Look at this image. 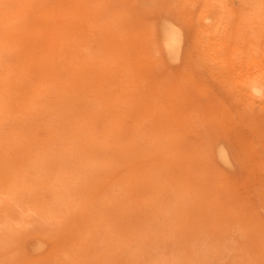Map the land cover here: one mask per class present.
Wrapping results in <instances>:
<instances>
[{
    "label": "rangeland",
    "instance_id": "1",
    "mask_svg": "<svg viewBox=\"0 0 264 264\" xmlns=\"http://www.w3.org/2000/svg\"><path fill=\"white\" fill-rule=\"evenodd\" d=\"M44 1L45 3H43ZM81 1H85L86 3ZM87 1L5 0L2 1L4 4H2V2L0 3V17L3 18L2 22L0 18V25L4 24L0 28V41L3 40V42H0V72L4 73H2V76H0V101L3 100V102H0V108H2L0 110V117H4L6 120L8 119L6 121L5 119L0 118V184H2L0 187V264H32L34 261L36 262L33 264H37L38 260L40 261L38 262V264H162L163 262L164 264H166L165 262H167V264H264V259H262L264 258V105L261 106V104H264V101H261L264 99V97L254 96L253 94H251V96L247 89L241 88H247V86L243 85L246 83V81L254 78L255 76H260V74L264 72V52H262V48L264 50V12L261 13V11L264 9V6L263 9H260V7H262L261 5L264 4V0L262 2L258 0L260 7L259 4H257V0L253 2V7L250 4L253 0H250L251 2L249 0H246V5H244L246 3L245 1L226 0L227 3H229L227 6H224V3L227 4L226 1L223 0L222 2V0H217L220 3H223V5H220L219 8L216 7V9L218 8L217 10L214 9L217 5L213 7V5L217 2H213L215 0H210L211 2H209V0H201L200 2L203 3H200L199 0V3L195 0H191L192 3H190V0H188L189 2L186 0L187 6L185 5V2H183V0H93L95 2L97 1L96 3L94 2L95 4H91L93 2H90L91 0L89 2ZM179 1L183 3H179ZM193 1L197 3H193ZM206 1L208 2L209 7H207L208 4L205 5V3H207ZM235 1L239 6L235 4ZM9 2L11 3V10L9 8H5L6 5L9 6ZM178 3L179 5L183 4V7L181 5L180 7ZM210 3H212L213 5L211 6ZM233 3L236 6H234ZM195 4H197V7H195ZM3 5L4 7H2V9L1 6ZM92 5H95L96 7ZM191 5L193 6V8ZM203 5L206 7H204ZM248 5H250V7ZM245 6L249 10H256L257 13L259 12V10L257 11L258 7L260 9L261 15H258L259 13L257 14L256 12L252 13L253 10H251V13H249L250 11H246L247 8L245 9ZM200 7L206 8L204 9L206 12H202V14L200 11ZM210 7H212V11H214V14L210 11ZM237 7H241V10H238ZM224 8L227 13H224ZM6 9H8L10 15L7 14L8 12H6ZM204 10L202 9V11ZM218 10L221 12H219ZM244 10L248 12L247 17L250 16L252 18V15L257 14L259 18H262L259 19V21H261V24L256 21V19L258 20V16L256 18H254L253 16V18L250 19L251 22L253 21L255 23L256 21L255 25L257 26L252 27L254 26V23L252 22V25L249 22L251 26L250 27L246 20L244 23V17L247 19ZM208 12L212 13L213 18L209 16L211 14ZM217 12H219L220 15ZM228 12H231L233 14L234 18L230 19L232 21L234 20V25H229L233 23H231V20H228L229 24L228 22H225L227 21V19H225L226 16L232 17L231 13L228 16ZM2 13L4 15L7 14L8 16L6 15L4 18V15ZM204 13L207 17L204 16ZM221 13L223 20H217L218 23H216L218 25L216 26L215 19H217V17L221 19ZM238 13H243V15L241 16V14ZM99 14L100 17H98L97 19V15ZM101 15H103L104 17ZM9 16H11L13 19L15 18L16 20H13ZM198 16L201 18H199ZM240 16L241 18L243 16L244 17L241 19ZM162 17H166V20ZM167 17L170 18V20L172 19V23L174 21L176 25L177 23L180 24L178 26H181L183 29H185V31H182L185 32L184 37H187V39H184V43H182V51L184 53L181 51L182 54L180 53L179 55H182L181 58L179 57L174 60H170L168 56H163L165 52L162 51V44H160L161 41L159 40L160 37L158 38L160 34L157 33L158 36L154 35L156 34L155 32H160V29L157 30L159 28V26H157L159 22V25L166 21L170 22ZM210 17L213 21L208 20L210 19ZM206 18L208 19L206 20ZM239 18L242 20L241 22L238 20ZM9 19L10 22L7 23L6 21H9ZM248 19L247 21H249ZM11 20H13L14 22H12ZM175 20L178 21L175 22ZM221 21H223L224 23ZM208 22L209 24H206ZM199 23H202L203 25H205V27L203 25L200 26ZM243 23L247 24L249 27L244 25ZM11 24L15 25L12 26ZM219 24H221L222 28L219 27ZM222 24H225V26L227 27L223 29L224 25ZM240 25H243L242 28H240ZM202 26L204 28H202ZM206 26H208V29ZM14 27L16 28L14 29ZM213 27H215V29ZM238 27L240 29L247 27L245 28V30H248L247 32H245L244 29L237 30ZM151 28L155 31L151 32ZM209 28L212 32L209 30ZM251 28L253 30H255L256 28V30L253 31ZM186 29H188V31H186ZM206 30L207 32L210 31L208 32L209 37L213 41L208 39L209 37H207L208 33H206ZM222 30L225 33L228 32L227 30L230 31L228 32L230 33V35L226 34L229 39L226 38L225 34V37L223 36L224 32ZM234 30L239 32H235ZM216 31L217 34L215 33V35H219L217 36L218 38L213 35V32ZM76 32L80 33V35L82 34V38ZM252 32L255 34H253ZM202 33L204 35H202ZM210 33H213L212 35L215 39H213L212 35L210 36ZM247 33H249L250 35L248 34V38L245 39L247 37L245 34ZM257 33L259 36L257 35ZM234 34L237 35V38L239 37V34L241 36L243 34L240 39L242 40L245 37L243 40L247 41L244 42L242 40V42H240L241 40L238 38L237 40L239 41L237 42L236 37H234L236 35ZM251 35L256 38L258 36L257 39L254 38L255 43H258L257 41H259L256 47H254L255 43L251 42H254V40H251ZM220 36L222 37L219 38ZM75 38H78V41ZM26 39L28 40L26 41ZM219 40L220 43L218 42ZM249 41L250 44H253L254 46H251L249 44V46H247V42L249 43ZM80 42L82 44V47ZM156 43L158 44V46H156ZM213 43L216 44V49H213V47L215 48V45H212ZM242 43L243 46H240ZM1 44L3 45V48ZM235 44L236 47L238 46V48L235 47ZM153 45L155 51L152 49ZM210 45V48H212L213 51L212 49L209 50L210 48H206ZM233 47H235L236 50L235 48L232 49ZM239 47H242L241 50ZM247 47L253 49V52H250L251 49ZM101 48L102 50H100ZM257 48L259 49V51ZM76 49L78 51H75ZM237 49L240 50H238L240 54H244V52L245 54L240 55ZM247 49L249 50V53H247ZM255 49H257L258 53H256ZM220 50H222L223 52ZM10 52L12 56H9ZM154 52H156V55H153L155 54ZM261 52L263 53V55L261 54ZM88 53L90 55H88ZM157 53H159L158 55H161V57H157ZM235 53L236 55L238 54V57H240L238 59L239 62H237L238 57L235 55ZM92 55L95 58L92 57ZM245 55H248L249 58ZM224 56L225 58H223ZM242 56L245 59H242ZM256 56L259 58H257ZM166 59L168 60V62L166 61ZM178 59L180 60L178 61ZM230 59L234 60L232 61L233 63L231 62L234 68H231V66L229 65L231 61ZM195 60H197V64L195 63ZM160 62H162L163 64H160ZM223 62L227 65L223 64ZM243 62L244 64H242ZM259 62L261 63V65H258L260 64ZM3 64H5V66ZM236 64L239 65L236 66ZM162 65H167L164 67V70ZM215 65L216 67H214ZM227 66L231 68V71L230 68L229 70H227ZM238 66V71L240 73L244 71V75L238 73L236 68ZM260 67L263 69L262 72V69L260 70ZM218 68H221L223 72ZM241 68L243 69L241 70ZM217 70L218 72H216ZM234 70L236 73L234 72ZM250 70L253 71V73L254 70H256V73L253 75V73L251 72L252 74L250 73L248 75ZM63 71L67 72L64 73ZM219 71L222 74H218ZM245 71L247 74L245 73ZM20 72L22 74H19ZM9 73L10 75H8ZM227 73L229 76H231V79L234 82L230 79ZM230 73H235L236 75H230ZM258 73L259 75H257ZM180 75L183 79L186 80H182V82V78H179L181 77ZM218 75L220 77H218ZM239 75H241V77ZM263 75L261 74V76ZM235 77H239L240 79L238 78L237 80H235ZM223 78H228L229 81L228 79L226 81H228L230 84L234 83L238 85L240 89L237 86L233 88L234 84L233 86L229 85V83L226 82ZM261 78H263L264 80V77ZM23 79L27 81H23ZM221 80H224L225 82H222ZM241 80L243 81V84ZM236 81L238 82L236 83ZM225 83H228L229 86H227ZM108 84H110L111 86ZM193 84H195V86H193ZM118 86L121 88H119ZM40 87L41 89H43L42 91H40ZM230 88H232L233 90H231ZM237 90H240L238 91L240 93H238ZM39 91L42 93H40ZM43 91L45 93H43ZM234 91L235 94L237 93V96H235ZM176 92L180 93L177 94ZM38 93L41 95H39ZM159 93L161 95H159ZM194 93L198 96L194 95ZM47 94L50 97H48ZM79 94L81 97L79 96ZM180 94L182 95L179 96ZM238 94L240 96H238ZM247 94L248 97L253 98L247 99ZM213 95H215V98H212L214 100L211 99ZM37 96L38 98H36ZM217 96L218 98H216ZM237 97L239 98L237 99ZM35 98L38 101H36ZM42 98L44 101L41 103L40 100H42ZM205 98L207 99V101ZM254 99H257L258 101H254ZM55 101L56 103L54 104ZM63 101L65 103H63ZM157 101L159 103H157ZM244 101H247V104ZM254 102L256 104H254ZM257 102L260 104L258 106L260 107V109L256 108L258 105ZM85 103H87V105ZM103 103L105 105H103ZM172 103H174L175 105ZM38 104L40 106H38ZM252 105H256L254 107L256 108L255 112H253L254 109ZM227 111L229 112L227 113ZM43 112H45L46 115L48 113L49 116L47 115V118L45 117L44 119H42L43 116H46ZM35 113H37V115ZM165 113H167V116ZM52 114H55V117L56 115H58L57 117H59L60 115L62 116H60L58 120L51 116ZM149 116L151 117L149 118ZM33 117L35 120L33 119ZM202 117L203 120H201ZM38 118L40 119V121ZM81 119L82 121H80ZM142 119H144L143 122ZM146 119H148L149 122H147ZM45 121L46 123L48 122L47 125L51 123L53 124V122L55 123L56 121L55 124H57V126H55V124H53L54 126L52 124L51 126H47L44 124ZM34 123H36L37 126ZM142 123L144 124L142 125ZM31 126L33 128H31ZM59 126L61 127L59 128ZM123 126L125 128H123ZM206 126L208 128L210 126L211 127L209 129H206ZM212 127L214 128L212 129ZM2 128L3 130H1ZM60 129H62L63 131ZM134 129L137 132L134 131ZM42 130L44 132H42ZM78 130L79 132L81 131V133H79ZM98 131L100 135L98 134ZM38 132L40 133L38 134ZM213 138V141L218 143L214 144V142H212V144L211 142H209L211 141L210 139ZM111 139H116V141H113ZM122 139L123 141H121ZM140 139H142V141ZM57 140H59L60 143ZM109 141L112 143L110 144ZM127 142L128 144H126ZM56 143H58L59 145ZM137 143L139 146L136 145ZM210 143L212 149L214 148L216 150L211 151ZM222 143L224 144L222 145ZM144 144L145 146H148V148H145ZM168 144L169 146H166ZM141 145L143 146V148H140L142 147ZM214 145L216 146L213 147ZM221 145L223 146L222 148ZM111 146L113 148H111ZM217 146L220 148H218ZM227 146L230 151H228V149L226 150ZM40 147L45 148L42 149ZM146 150L150 151L147 152ZM139 151L143 152H141L140 154ZM102 152L104 153V155H102ZM130 153L132 154V156L130 155ZM143 153L144 155H142ZM218 153L222 157L218 156ZM226 153L229 155H227V157H229L230 160L225 157ZM5 154L8 156L6 157ZM212 154L216 158L214 157L213 159ZM119 155H121L120 157L123 156L122 159L118 157ZM129 155L130 157L128 158ZM72 157L74 159L76 158L77 160H74ZM30 158H32V161ZM130 159L133 160L130 161ZM52 160H54V162ZM70 160L72 161L69 162ZM92 161L96 162L93 163ZM221 161L225 164H223ZM226 161L228 162L227 165ZM10 162L12 163L10 164ZM45 162L48 164H45ZM107 162L110 164L109 166L107 165ZM231 163L233 164V166L231 165ZM35 165L36 167H38H35L36 170L33 167ZM88 165L90 167H88ZM98 165L100 166V169L98 168ZM11 167L15 168L11 169ZM40 167L43 172L40 171ZM84 167L85 169H82ZM109 167H111L112 170ZM86 168L89 172H85ZM108 168L110 169V171ZM75 170L79 171L77 172V176ZM221 170H223V172ZM90 171H93L94 173ZM163 171H165L164 174ZM113 173L116 174L114 175ZM78 174H81L79 175V178H77ZM50 175L52 178H48L50 177ZM163 176H165V178ZM40 177L41 179H43L44 177V179L41 180ZM99 177L101 180L99 179ZM70 178L72 179L70 180ZM75 178H77L78 180H74ZM28 179L29 181H27ZM46 181H48L49 183ZM67 181L70 182L69 185L71 186L68 185L67 187ZM77 181L78 184L81 185H78L76 183ZM112 181H114L116 184ZM12 182H14V184ZM46 183L48 185H46ZM61 183L64 185L66 183L67 184L64 186ZM161 183L164 187H162ZM169 183L171 184L170 186H168ZM27 185H29V187ZM36 185L39 188H37ZM55 185L57 186L56 189ZM60 185H62L63 187ZM117 185L120 186L123 190L117 187ZM10 186H13L14 188L11 187L12 189H10ZM142 186L144 187V189ZM73 187L74 189H72ZM201 187H207V190L203 191L205 193L199 190ZM13 189L15 190L13 191ZM140 189H142V191ZM68 190H70V194L68 193ZM73 190L74 192H72ZM136 190L140 193L136 192ZM8 191H10V193ZM49 191L52 192V194L49 193ZM53 192H55L54 194L59 201H55V199L57 198L53 197L55 196ZM59 192L62 193L60 194ZM80 192H82L81 195ZM45 193H47L50 197H48ZM120 193L122 194V196L120 195ZM14 195L16 196L14 197ZM58 195L61 197H59ZM65 195L67 197H65ZM187 196L188 198H186ZM69 197H71L73 200ZM76 197H78V199L74 200ZM183 198L186 199H184L185 202ZM69 199L72 200L71 203ZM109 199L110 202L108 201ZM173 199H176V201H173ZM188 199H193L194 202L192 200L189 201ZM196 199L197 201H195ZM146 200H148L149 202H147ZM177 200L179 201L177 202ZM187 200L189 201V203ZM53 201H55L56 204ZM51 202L54 206L56 205V208L52 205ZM62 202L64 204H62ZM174 202L176 205L174 204ZM5 203L8 205H6ZM58 203L59 207L57 206ZM115 203L117 204L115 205ZM127 203H129V205ZM134 204L136 206H134ZM9 205L11 207L13 206L12 211L9 209ZM117 205L118 207L119 205H121L119 209ZM170 205L173 207L169 208ZM18 206H20V208ZM60 206L65 207V209L63 207L61 208ZM185 206H187L188 208ZM3 207H5L6 210H4L5 208L3 209ZM179 207L181 209H179ZM183 207L184 209L187 208V210H184ZM17 208L20 210H18ZM56 209L58 211L56 212L57 215L58 213L61 214L60 219H58L59 215L57 216L55 213ZM126 209H128V211H125ZM169 209H171L172 213L169 212ZM177 209L179 210V214H177ZM8 210H10L11 212ZM108 210H110L111 212ZM131 210L133 212H130ZM25 211H27L26 213L27 215H29V218H23L26 215ZM46 211L48 213L45 214L44 212ZM66 211L68 213H66ZM100 211L103 214H101ZM113 212H117L118 214H114ZM125 212H130L127 214L129 218H127ZM167 212L169 213L168 215H171L172 217L170 219L168 218V220L166 217L168 216L167 214L164 218V214ZM121 213L125 215H122ZM158 213H160L159 216ZM48 214H50V216ZM173 214H176V219H174ZM43 215L45 217H43ZM34 216L36 220L33 219ZM19 217L20 219H18ZM157 217H159L160 219H158ZM39 218L40 220H45L43 223L44 226L43 224H41L42 220L40 221ZM3 219L9 220V222L7 223L6 220V223H4ZM37 219L40 223L37 222ZM110 219L112 222L109 223L107 220L110 221ZM138 219H140V221ZM14 220H16V222H14ZM141 220L145 222V225ZM17 221H19L21 224L17 223ZM50 221H57V223L52 222L51 224ZM58 222L60 224H58ZM162 222H164L163 225H161ZM48 223H50L51 226ZM146 223L148 224L146 225ZM138 224L139 227H137ZM2 225L4 227H2ZM6 225L8 228L6 227ZM57 225L59 226V228ZM164 225H166V227L168 228L166 229L167 231L164 230V228H166ZM113 227L115 228V234L113 232ZM132 227H136V229L133 230ZM249 227L253 228V230ZM36 228H39V230ZM141 228L143 229L140 230ZM152 230H155L154 233L156 236H154L153 232L151 233ZM247 230L249 231L247 232ZM98 231H100V234ZM162 231L166 232L163 233ZM136 232L138 233L136 234ZM44 233H47L48 235H43ZM168 233H170V235ZM33 237L34 239L38 240H34ZM173 237H175L176 240H174ZM28 238L31 239L27 240ZM91 239H94L95 241ZM172 239L174 243H171ZM120 240L122 241V244ZM2 242H4L5 244L7 243V245ZM131 242L132 245L134 244V242L135 244L132 246ZM41 243L43 248L42 246L39 247V244ZM106 243L109 245H106ZM8 244H10L11 246H8ZM193 246L195 248H193ZM127 247H129V249H127ZM119 248L121 251L118 250ZM193 249L195 250V252ZM119 254H121L120 257ZM139 257L142 258L140 259ZM160 260H163V262Z\"/></svg>",
    "mask_w": 264,
    "mask_h": 264
},
{
    "label": "bare ground",
    "instance_id": "2",
    "mask_svg": "<svg viewBox=\"0 0 264 264\" xmlns=\"http://www.w3.org/2000/svg\"><path fill=\"white\" fill-rule=\"evenodd\" d=\"M0 1H1V0H0ZM2 1H5V0H2ZM2 1H1V2H2ZM9 1H10V0H9ZM14 1H15V0H14ZM42 1H43V0H42ZM86 1H87V0H86ZM89 1H90V0H89ZM89 1H87V2H89ZM92 1H93V0H91L90 2H92ZM187 1H188V0H187ZM195 1L198 2V0H195ZM195 1H193V3H197V2H195ZM200 1H201V0H199V2H200ZM202 1H203V0H202ZM207 1H208V0H207ZM207 1H206V2H207ZM211 1H212V0H211ZM211 1L209 0V2H211ZM216 1H217V0H215V1H213V2H216ZM220 1H221V0H220ZM224 1H226V0H224ZM241 1H245V2H246L244 5L247 4V1H246V0H241ZM241 1H240V2H241ZM249 1H250V0H249ZM254 1H256V0H253L252 3H250V4H251V5L254 4V3H253ZM257 1H258V0H257ZM259 1L262 2L263 0H259ZM259 1H258L257 4H259ZM1 2H0V3H1ZM62 2H63V1H62ZM81 2L86 3L85 1H81ZM94 2H95V1H93L91 4H95L97 1H96L95 3H94ZM102 2H103V1H102ZM176 2H177V1H176ZM183 2H185V5H186V0H185V1L183 0ZM183 2H180V1H179V3H183ZM188 2H189V1H188ZM199 2H198V3H199ZM204 2H205V1H204ZM222 2H223V0H222ZM222 2H221V3H222ZM228 2H229V1H228ZM250 2H251V1H250ZM5 3H6V2H5ZM9 3H10V2H9ZM9 3H8V4H9ZM25 3H26V2H25ZM29 3H30V2H29ZM43 3H45V1H44ZM99 3H101V2H99ZM179 3H178V5H179ZM190 3H192L191 0H190ZM200 3H203V2H200ZM219 3H220V2L217 1L214 5H213L212 3H210V5H211V6L213 5V7H214L215 5H217V6H215V8H214V9H216V7L219 8L220 5H221V6L223 5V3H222V4H221V3L219 4ZM226 3H227V1H226ZM255 3H256V2H255ZM2 4H4V3L2 2ZM6 4H7V3H6ZM35 4H36V2H35ZM41 4H42V3H41ZM41 4H40V5H41ZM88 4H89V3H88ZM111 4H112V3H111ZM207 4H208V2L205 3V5H207ZM218 4H219V5H218ZM228 4H229V3H227V4L224 3V6H227ZM233 4H234V3H233ZM235 4H237L236 1H235ZM235 4H234V6H236ZM240 4H241V3H240ZM242 4H243V3H242ZM0 5H1V4H0ZM80 5H81V4H80ZM180 5L182 6L183 4H180ZM180 5H179V6H180ZM188 5H189V4H188ZM196 5H197V4H195V7H197ZM201 5H202V4H201ZM237 5H238V4H237ZM7 6H8V5H6L5 8H9L10 10L12 9V8H10L11 3L9 4L8 7H7ZM92 6H95V5H92ZM99 6H100V5H99ZM181 6H180V7H181ZM186 6H187V5H186ZM186 6H184V7H186ZM191 6H192V5H191ZM203 6H204V5H203ZM203 6H202V7H203ZM238 6H239V5H238ZM242 6H243V5H242ZM248 6L250 7V5H248ZM253 6H254V5H252V7H253ZM256 6H257V5H256ZM256 6H255V7H256ZM261 6H262V7H260V4H259L260 9H261V8L263 9L264 4H262ZM2 7H4V5L1 6V8H2ZM38 7H39V6H38ZM95 7H96V6H95ZM182 7H183V6H182ZM195 7H194V9H195ZM198 7H199V6H198ZM204 7H206V6H204ZM207 7H209V4L207 5ZM252 7H251V8H252ZM255 7H254V8H255ZM5 8H4V10H5ZM17 8H18V7H17ZM188 8H190V7H188ZM188 8H187V9H188ZM192 8H193V6H192ZM218 8H217V9H218ZM237 8H238V7H237ZM246 8H247V7L245 6V9H246ZM2 9H3V8H2ZM2 9H1V10H2ZM89 9H90V7H89ZM107 9H108V7H107ZM202 9L204 10V9H206V8H201V7H200V11H201V13H202V12H206L205 10L202 11ZM210 9H211L210 11L213 12V14H214V11H212V7H210ZM217 9H216V10H217ZM221 9H222V7H221ZM239 9L241 10V7L238 8V10H239ZM255 9H256V8H255ZM260 9L257 7V11L259 10V12H258L259 14L256 12V10H254V9H251V10H253L252 13H253V12H254V13L256 12L258 15H261V13L264 12V11H263L264 9L261 11V13H260ZM17 10H18V9H17ZM91 10H92V9H91ZM189 10H190V9H189ZM223 10L225 11V8H224ZM226 10H227V9H226ZM248 10H249V9L247 8L246 11H248ZM251 10H249V11H250L249 13H251ZM35 11H36V9H35ZM92 11H93V10H92ZM183 11H184V10H183ZM208 11H209V9H208ZM218 11H219V10H218ZM224 11H223V12H224ZM228 11H229V9H228ZM244 11H245V10H244ZM246 11H245L244 13H246V17H247V16H248V15H247L248 12H246ZM6 12H8L7 14H9L8 9H6ZM194 12H195V11H194ZM211 12H208V13L211 14V15H209V14H208V15L212 17L213 15H212ZM219 12H221V11H219ZM219 12H217V13L219 14ZM242 12H243V9H242ZM11 13H12V12H11ZM27 13H28V12H27ZM95 13H96V12H95ZM98 13H99V12H98ZM224 13H227V11H225ZM230 13H231V12H230ZM230 13L228 12V16H229ZM2 14H3V13H2ZM7 14H5V15L3 14V15H4V18H5V16H6ZM88 14H90V13H88ZM102 14H104V13H102ZM124 14H125V13H124ZM124 14H123V15H124ZM202 14H203V13H202ZM204 14H205V13H204ZM215 14H216V13H215ZM231 14H232V13H231ZM238 14H241V13H238ZM257 14H256V15H252V18H253V16H254V18H256V17L258 16ZM0 15H1V14H0ZM9 15H10V14H9ZM83 15H84V14H83ZM160 15H162V14H160ZM219 15H220V14H219ZM219 15H218V16H219ZM226 15H227V14H226ZM226 15H225V16H226ZM242 15H243V13L241 14V16H242ZM244 15H245V14H244ZM262 15H263V14H262ZM7 16H8V15H7ZM23 16H24V15H23ZM38 16H39V15H38ZM71 16H72V15H71ZM101 16H103V15H101ZM157 16H158V15H157ZM201 16H202V15H201ZM204 16H206V14H205ZM230 16H231V15H230ZM241 16H240V18H241ZM9 17H11V16H9ZM9 17H8V18H9ZM92 17H93V16H92ZM98 17H100V14L97 15V19H98ZM103 17H104V16H103ZM108 17H109V16H108ZM128 17H129V16H128ZM160 17H161V16H160ZM160 17H159V18H160ZM198 17H199V16H198ZM206 17H207V16H206ZM211 17H210V19L206 18V20H207V19H208V20H212L213 17H212V18H211ZM215 17H217V16H215ZM226 17H227V16H226ZM226 17H225V19H227V21H225V22H228V20H231L230 18H234V17H233V14H232V17H227V18H226ZM238 17H239V15H238ZM243 17H244V16H243ZM243 17H242V18H243ZM263 17H264V16H263ZM0 18H1V17H0ZM11 18H12V17H11ZM34 18H35V17H34ZM88 18H89V16H88ZM157 18H158V17H157ZM162 18H165V20H166V17H162ZM199 18H201V17H199ZM240 18H239L238 20L241 22V21H242V20H241L242 18H241V19H240ZM248 18H249V19H248ZM252 18H251L250 16L247 17V19L249 20V21H247V19L244 17V21H243V22L245 23V20H246V22H247L248 24H249V22H250V23L253 25L254 22L252 21V22H253V23H252V22L250 21V19H252ZM257 18H258V20L256 19V21L260 23L261 21H259V19H262V18H259V16H258ZM2 19H3V18H1V22L3 21ZM12 19H13V18H12ZM160 19H161V18H160ZM167 19L170 20V18H168V17H167ZM204 19H205V18H204ZM225 19H224V20H225ZM13 20H16V19L14 18ZM13 20H11V21L14 22ZM92 20H94V19H92ZM158 20H159V19H158ZM171 20H172V19H171ZM171 20H170V22L166 21V22H164V23H161L160 25H159L160 22L158 21L159 23L157 22V23H158L157 26H159V28H158L157 30L160 29V32H161V33H160V32H155L156 34H154V33H153V34H154V35H157V33L160 34V36H158V35H157V36H158V38L160 37L159 40H160L161 42H160V41H159V42H160V44H162V45H161V46H162V49H163L162 51L165 52V54H164L163 56H164V57L168 56V58H169L170 60H174V59H177V58H179V57L181 58L182 55H181V56H179V55H180V53H181V51H182V49H183V48H182V45H183L182 43H184V41H185L184 39H185V38L187 39V37H184V35H185V32H184L185 29H183L181 26H178V25H180V24H178V23H177V25H176V24L174 23V21H173V23H172ZM173 20H174V19H173ZM215 20H216L215 23L217 22V20H223V19H222V13H221V19L217 17V19H215ZM263 20H264V19H263ZM263 20H262V21H263ZM96 21H97V20H96ZM96 21H95V22H96ZM160 21H161V20H160ZM176 21H178V20H175V22H176ZM179 21H180V20H179ZM203 21H205V20H203ZM212 21H213V20H212ZM212 21H211V23H212ZM233 21H234V20H233ZM233 21L231 20V23H232ZM254 21H255V19H254ZM256 21H255V23H256ZM1 22H0V23H1ZM4 22H5V21H4ZM4 22H3V23H4ZM6 22L9 23V22H10V19H9V21H6ZM6 22H5V23H6ZM91 22H92V21H91ZM116 22H117V21H116ZM116 22H115V23H116ZM195 22H196V21H195ZM206 22H207V21H206ZM219 22H220V21H219ZM221 22H223V21H221ZM179 23H181V22H179ZM204 23H205V22H204ZM213 23H214V22H213ZM215 23H214V24H215ZM217 23H218V22H217ZM217 23H216V26L218 25ZM223 23H224V22H223ZM236 23H237V22H236ZM244 23H243V24H244ZM255 23H254V26H252V27L257 26V25H255ZM263 23H264V21H263ZM199 24H200V23H199ZM206 24H209V22L206 23ZM214 24H213V25H214ZM228 24H229V22H228ZM228 24H227V25H228ZM260 24H261V23H260ZM260 24H259V25H260ZM3 25H4V24L0 25V28H1V26H3ZM9 25H10V24H9ZM11 25H12V24H11ZM13 25H15V24H13ZM13 25H12V26H13ZM96 25H97V23H96ZM201 25H203V24L201 23L200 26H201ZM213 25H212V26H213ZM219 25H220L219 27H221V24H219ZM222 25H224V26H223V27H224L223 29H225V28L227 27V26H225V24H222ZM229 25H234V22H233L232 24H229ZM244 25L248 26L247 24H244ZM259 25H258V27H259ZM182 26H183V25H182ZM190 26H191V25H190ZM203 26L205 27V25H203ZM203 26H202V28H204ZM210 26H211V25H210ZM237 26H238V24H237ZM240 26H241V25H240ZM242 26H243V25H242ZM242 26H241L240 28H242ZM249 26H250V24H249ZM249 26H248V27H249ZM260 26H261V25H260ZM6 27H7V26H6ZM180 27H181L182 29H181ZM206 27H207V29H208V26H206ZM219 27H218V28H219ZM250 27H251V26H250ZM15 28H16V27H14V29H15ZM213 28L215 29V27H213ZM221 28H222V27H221ZM221 28H220V29H221ZM230 28H231V27H230ZM233 28H234V27H233ZM240 28L238 27V29H237V28H236V29H237V30H243V29L245 30V28H247V27H245V28H243V29H240ZM114 29H115V28H114ZM195 29H196V28H195ZM205 29H206V28H205ZM227 29H228V28H227ZM236 29H235V30H236ZM251 29H252V28H251ZM263 29H264V27H263ZM263 29H262V31H263ZM4 30H6V29H4ZM28 30H29V29H28ZM63 30H64V29H63ZM116 30H117V29H116ZM151 30H152V28H151ZM157 30H156V31H157ZM182 30H184V31H182ZM209 30H210V28H209ZM216 30H217V29H216ZM230 30H231V29H230ZM235 30H234V31H235ZM247 30H248V29H246L245 32H247ZM252 30H253V29H252ZM255 30H256V28H255ZM255 30H253V31H255ZM111 31H112V30H111ZM153 31H155V30H152L151 32H153ZM186 31H188V29H186ZM210 31H211V30H210ZM210 31H208V32H210ZM214 31H215V30H214ZM222 31H223V30H222ZM222 31H221V32H222ZM227 31L230 32L229 30H227ZM44 32H45V31H44ZM116 32H118V31H116ZM208 32H207V30H206V33H208ZM211 32H212V31H211ZM223 32H224V31H223ZM228 32H227V33L224 32V33H223V36H224V34H225V36H226V34L230 35V33H228ZM231 32H232V31H231ZM235 32H239V31H235ZM235 32H234V33H235ZM245 32H244V33H245ZM248 32H249V31H248ZM250 32H251V30H250ZM76 33H78V32H76ZM110 33H111V32H110ZM118 33H120V32H118ZM123 33H124V32H123ZM135 33H136V32H135ZM204 33H205V31H204ZM213 33H214V34H213ZM213 33H212V34L215 35V33L217 34V31H216V32H213ZM241 33H242V32H241ZM241 33H240V34H241ZM252 33H253V32H252ZM260 33H261V32H260ZM78 34L80 35V33H78ZM78 34H77V35H78ZM96 34H97V33H96ZM187 34H188V33H187ZM187 34H186V35H187ZM212 34L210 33V36H211ZM221 34H222V33H221ZM240 34H239V37H238L239 39L243 36V34H242V36H241ZM248 34H249V33H247V34H245V35L247 36ZM253 34H255V33H253ZM202 35H204V34L202 33ZM213 35H212V36H213ZM234 35H236V34H234ZM237 35H238V33H237ZM237 35L234 36V37H236V40L238 39V38H237ZM249 35H250V34H249ZM257 35H258V33H257ZM263 35H264V34H263ZM263 35H262V36H263ZM151 36H153V35H151ZM157 36H156V37H157ZM187 36H188V35H187ZM205 36H206V35H205ZM205 36H204V37H205ZM217 36H219V35H217ZM217 36L215 35V37H217ZM225 36H224V37H225ZM252 36H253V35H251V38H252V39H251V38H250V39H251V40H254V38H256V37H254V36L252 37ZM258 36H259V35H258ZM258 36H257V38H258ZM1 37H2V35H1ZM80 37L82 38V34L80 35ZM86 37H87V36H86ZM154 37H155V36H154ZM207 37H209V33H208V36H207ZM221 37H222V36H220L219 38H221ZM263 37H264V36H263ZM263 37H262V38H263ZM27 38H28V37H27ZM198 38H199V36H198ZM217 38H218V37H217ZM226 38H228V36H226ZM244 38H245V37H244ZM244 38H243V39H244ZM247 38H248V36H247L245 39H247ZM257 38H256V39H257ZM260 38H261V36H260ZM260 38H259V39H260ZM75 39H77V41H78V38H75ZM208 39H210V37H209ZM213 39H215L214 36H213ZM228 39H229V38H228ZM243 39H242V40H243ZM250 39H248V40H250ZM27 40H28V39H26V41H27ZM149 40H151V39H149ZM155 40H156V39H155ZM203 40H204V39H203ZM210 40H211V39H210ZM240 40H241V39H240ZM242 40H241L240 42H242ZM14 41H15V40H14ZM65 41H66V40H65ZM151 41H153V40H151ZM157 41H158V40H157ZM206 41H209V40H206ZM211 41H213V40H211ZM221 41H222V40H221ZM225 41H226V40H225ZM225 41H224V42H225ZM238 41H239V40H237V42H238ZM243 41H244V40H243ZM246 41H247V40H246ZM246 41H244V42H246ZM256 41H257V40H256ZM0 42H3V40L0 41ZM5 42H6V41H5ZM11 42H12V41H11ZM81 42H82V41H81ZM81 42H80V44H81ZM215 42H216V41H215ZM218 42L220 43V40H219ZM251 42H252V43H255V40H254V42H253V41H251ZM257 42L259 43V41H257ZM9 43H10V42H9ZM152 43H153V42H152ZM187 43H188V42H187ZM205 43H206V42H205ZM211 43H212V42H211ZM219 43H218V44H219ZM258 43H255V44H254L255 46H254L253 44H250V41H249V43L247 42V46H249V45L252 46V45H253L254 47H256V45H257ZM2 44H3V43H2ZM2 44H1V45H2ZM24 44H25V43H24ZM30 44H31V43H30ZM97 44H98V43H97ZM153 44H154V43H153ZM203 44H204V43H203ZM206 44H207V43H206ZM209 44H210V43H209ZM218 44H217V46H218ZM239 44H240V43H239ZM248 44H249V45H248ZM207 45H208V44H207ZM212 45H213V46L215 45V48L213 47V49H216V44L213 43ZM223 45H224V44H223ZM156 46H158L157 43H156ZM190 46H191V45H190ZM200 46H201V45H200ZM203 46H205V45H203ZM203 46H202V47H203ZM224 46H225V45H224ZM240 46H243V43H242ZM244 46H245V44H244ZM0 47H1V46H0ZM81 47H82V44H81ZM85 47H86V46H85ZM149 47H150V46H149ZM159 47H160V46H159ZM210 47H211V45L208 46V47H206V48L209 49ZM221 47H222V46H221ZM235 47H236V44H235ZM235 47H233L232 49H234ZM258 47H259V46H258ZM263 47H264V46H263ZM2 48H3V45H2ZM20 48H21V47H20ZM34 48H35V47H34ZM63 48H64V47H63ZM83 48H84V47H83ZM199 48H200V47H199ZM203 48H204V47H203ZM203 48H202V49H203ZM219 48H220V47H219ZM236 48H238V46H237ZM236 48H235V50H236ZM239 48H240V47H239ZM241 48H242V47H241ZM241 48H240V50H241ZM243 48H245V47H243ZM247 48H250V47H247ZM4 49H5V48H4ZM8 49H9V48H8ZM86 49H87V48H86ZM98 49H99V46H98ZM152 49L154 50V45H153ZM155 49H156V48H155ZM158 49H160V48H158ZM189 49H190V48H189ZM191 49H192V48H191ZM211 49H212V48H210L209 50H211ZM213 49H212V51H213ZM250 49H251V48H250ZM257 49H258V48H257ZM257 49H255L256 53H258V52H257ZM5 50H6V49H5ZM100 50H102V48H101ZM156 50H157V49H156ZM187 50H188V49H187ZM206 50H207V49H206ZM238 50H239V49H237V51H238ZM240 50H239V51H240ZM251 50H252V51H251ZM251 50H250V52H253V49H251ZM0 51H1V48H0ZM75 51H78V50L76 49ZM80 51H81V50H80ZM105 51H106V50H105ZM154 51H155V50H154ZM157 51H158V50H157ZM157 51H156V52H157ZM200 51H201V50H200ZM220 51H222V50H220ZM237 51H236V53H237ZM239 51H238V52H239ZM247 51H248L247 53H249V50H248V49H247ZM258 51H259V49H258ZM5 52H6V51H5ZM11 52H12V51H11ZM11 52H10L9 56H12V55H11ZM84 52H85V51H84ZM87 52H88V50H87ZM101 52H102V51H101ZM101 52H100V53H101ZM156 52H154L155 54H153V55H156ZM159 52H160V51H159ZM182 52H183V51H182ZM201 52H202V51H201ZM222 52H223V51H222ZM234 52H235V51H234ZM243 52H244V51H243ZM262 52H264L263 48H262ZM262 52H261V54L263 55ZM36 53H37V51H36ZM39 53H41V52H39ZM71 53H72V52H71ZM79 53H80V52H79ZM82 53H83V52H82ZM160 53H161V52H160ZM183 53H184V52H183ZM202 53H203V52H202ZM217 53H218V52H217ZM236 53H235V55H236ZM6 54H7V53H6ZM12 54H13V53H12ZM85 54H86V53H85ZM101 54H102V53H101ZM108 54H109V53H108ZM158 54H159V53H157V55H158ZM181 54H182V53H181ZM221 54H222V53H221ZM239 54H240V52H239ZM244 54H245V52H244ZM244 54H240V55H244ZM252 54H253V53H252ZM88 55H90V54L88 53ZM96 55H97V54H96ZM205 55H206V53H205ZM205 55H204V56H205ZM222 55H223V54H222ZM232 55H233V53H232ZM240 55H239V56H240ZM250 55H251V53H250ZM253 55H254V54H253ZM262 55H261V56H262ZM84 56H85V55H84ZM159 56L161 57V55H158L157 57H159ZM202 56H203V55H202ZM230 56H231V55H230ZM236 56L238 57V54H237ZM245 56L248 57V55H245ZM257 56H258V54H257ZM257 56H256V57H257ZM261 56H260V57H261ZM5 57H6V56H5ZM5 57H4V58H5ZM92 57H94V56L92 55ZM232 57H233V56H232ZM234 57H235V56H234ZM1 58H3V57H1ZM94 58H95V57H94ZM223 58H225V56H224ZM230 58H231V57H230ZM239 58H240V57H238L237 60H238ZM248 58H249V57H248ZM257 58H259V57H257ZM263 58H264V57H263ZM5 59H6V58H5ZM87 59H88V58H87ZM182 59H183V58H182ZM194 59H195V58H194ZM242 59H245V58L242 56ZM8 60H9V59H8ZM76 60H78V59H76ZM179 60H180V59H178V61H179ZM230 60H231V59H230ZM234 60H235V58H234ZM234 60L232 59V60L230 61V63H231L232 61H234ZM263 60H264V59H263ZM166 61L168 62L167 59H166ZM206 61H209V60H206ZM211 61H213V60H211ZM240 61H241V60H240ZM248 61H249V60H248ZM251 61H252V59H251ZM255 61H256V60H255ZM5 62H6V61H5ZM79 62H80V61H79ZM97 62H98V61H97ZM172 62H174V61H172ZM181 62H182V61H181ZM192 62H193V61H192ZM237 62H239V60H238ZM241 62H242V61H241ZM241 62H240V63H241ZM249 62H250V61H249ZM12 63H13V62H12ZM71 63H72V62H71ZM164 63H165V62H164ZM195 63L197 64V60H195ZM195 63H194V64H195ZM230 63H229V65H230L231 68H232V67H233V66H232V63H233V62H232L231 64H230ZM240 63H239V64H240ZM245 63H246V62H245ZM250 63H251V62H250ZM253 63H254V62H253ZM259 63H260V62H259ZM0 64H1V62H0ZM156 64H157V63H156ZM160 64H163V63L160 62ZM168 64H169V63H168ZM176 64H177V63H176ZM179 64H180V63H179ZM189 64H190V63H189ZM189 64H188V65H189ZM223 64H225V63L223 62ZM223 64H222V65H223ZM239 64H236V66L239 65ZM242 64H244V62H243ZM242 64H241V65H242ZM3 65L5 66V64H3ZM6 65H7V64H6ZM9 65H10V63H9ZM14 65H15V64H14ZM82 65H83V64H82ZM170 65H171V64H170ZM225 65H227V64H225ZM250 65H251V64H250ZM258 65H261V63L258 64ZM12 66H13V64H12ZM12 66H11V69H12ZM160 66H161V65H160ZM162 66H163V65H162ZM165 66H167V65H165ZM165 66H163V70H164V67H165ZM189 66H190V65H189ZM243 66H244V65H243ZM255 66H256V65H255ZM6 67H7V66H6ZM93 67H94V66H93ZM183 67H184V66H183ZM214 67H216V65H215ZM224 67H226V66H224ZM224 67H223V69H224ZM227 67H228V66H227ZM241 67H242V66H241ZM253 67H254V66H253ZM256 67H257V66H256ZM15 68H16V67H15ZM70 68H71V67H70ZM89 68H90V67H89ZM159 68H160V67H159ZM166 68H167V67H166ZM190 68H191V67H190ZM229 68H230V67H228V69H227V68H226V69L229 70ZM231 68H230V71H231ZM233 68H234V67H233ZM236 68H237V71H238L239 66L236 67ZM236 68H235V69H236ZM243 68H245V67H243ZM243 68H241V70H242ZM249 68H250V67H249ZM254 68H255V67H254ZM13 69H14V68H13ZM63 69H64V68H63ZM84 69H85V68H84ZM123 69H124V68H123ZM126 69H127V68H126ZM157 69H158V68H157ZM169 69H170V68H169ZM218 69H220V70L223 72V70H222L221 68H218ZM226 69H225V70H226ZM258 69H259V67H258ZM261 69H262V68L260 67V70H261ZM263 69H264V68H263ZM263 69L261 70V72L263 71ZM15 70H16V69H15ZM20 70H21V69H20ZM159 70H161V69H159ZM159 70H158V71H159ZM180 70H181V69H180ZM211 70H212V68H211ZM244 70H245V69H244ZM13 71H14V70H13ZM97 71H99V70H97ZM230 71H228V72H230ZM9 72H10V71H9ZM59 72H60V71H59ZM61 72H62V70H61ZM63 72H64V71H63ZM66 72H67V71H66ZM66 72H64V73H66ZM167 72H168V71H167ZM216 72H218V70H217ZM234 72H235V70H234ZM243 72H244V71H243ZM243 72L240 73V72L238 71V73L241 74V75H244ZM247 72H248V70H247ZM251 72L253 73V71L250 70V72L248 73V75H249ZM257 72H258V71H257ZM261 72H260V73H261ZM2 73H3V72H0V76H2V75L4 74V73H3V74H2ZM6 73H7V71H6ZM13 73H14V72H13ZM71 73H72V72H71ZM99 73H100V72H99ZM103 73H104V72H103ZM176 73H177V72H176ZM220 73H221V72L219 71L218 74H220ZM224 73H225V71H224ZM235 73H236V72H235ZM235 73H234V74H235ZM245 73H246V71H245ZM252 73H251V74H252ZM255 73H256V70H254L253 75H254ZM263 73H264V72H263ZM263 73H261V74L263 75ZM19 74H22V73L20 72ZM79 74H80V73H79ZM203 74H204V73H203ZM221 74H222V73H221ZM232 74H233V73H232ZM232 74L230 73V75H232ZM234 74H233V75H234ZM246 74H247V73H246ZM261 74H260V76H255L254 78L249 79L248 81H246V83H245V81H244V83H245L246 85L243 84V81L241 80V81H242V84H243L244 86H247V88H245V87H241V88L247 89V90L249 91V94H250V95L253 94L254 96L264 97V80H263V78H261V77H264V75L261 76ZM8 75H10V73H9ZM8 75H7V77H8ZM30 75H31V73H30ZM33 75H34V74H33ZM99 75H100V74H99ZM204 75H205V74H204ZM224 75H225V74H224ZM227 75H228V73H227ZM235 75H236V74H235ZM235 75H234V76H235ZM241 75H239V76L241 77ZM257 75H259V73H258ZM23 76H24V75H23ZM167 76H168V75H167ZM180 76H181V75H180ZM194 76H195V75H194ZM228 76H229V75H228ZM237 76H238V75H237ZM13 77H14V76H13ZM13 77H12V78H13ZM42 77H43V76H42ZM218 77H220V76L218 75ZM229 77H230V79H231V76H229ZM229 77H228V78H229ZM243 77H244V76H243ZM247 77H248V76H247ZM249 77H250V76H249ZM10 78H11V77H10ZM55 78H56V76H55ZM80 78H81V77H80ZM82 78H83V77H82ZM118 78H119V77H118ZM179 78L181 79L182 76L179 77ZM225 78H226V77H225ZM225 78H223V79L226 81L228 78H227V79H225ZM235 78H236L235 80H237L239 77H238V78L235 77ZM8 79H9V78H8ZM16 79H17V78H16ZM34 79H35V78H34ZM84 79H86V78H84ZM180 79H179V80H180ZM239 79H240V78H239ZM241 79H242V78H241ZM2 80H3V79H2ZM24 80H25V79H23V81H24ZM32 80H33V79H32ZM49 80H50V79H49ZM78 80H79V79H78ZM88 80H89V79H88ZM93 80H94V79H93ZM182 80H186V79H183V78H182L181 81H182ZM224 80H223V81L221 80V81H222V82H225ZM231 80H232V79H231ZM231 80H230V82H231ZM243 80H245V79H243ZM21 81H22V80H21ZM25 81H27V80H25ZM43 81H44V80H43ZM43 81H42V82H43ZM50 81H51V80H50ZM56 81H57V80H56ZM218 81H219V80H218ZM228 81H229V79H228ZM228 81H226V82H228ZM232 81H233V80H232ZM46 82H48V81H46ZM52 82H54V81H52ZM58 82H59V80H58ZM60 82H61V81H60ZM89 82H90V81H89ZM98 82H99V81H98ZM117 82H118V81H117ZM121 82H122V81H121ZM182 82H183V81H182ZM216 82H217V80H216ZM233 82H234V81H233ZM237 82H238V81H236V83H237ZM104 83H105V82H104ZM127 83H128V81H127ZM174 83H175V82H174ZM218 83H219V82H218ZM218 83H217V84H218ZM228 83H229V82H228ZM228 83H225V84H226L227 86H229V85L233 86V84H234V83H233V84H230V83H229V85H228ZM3 84H4V83H3ZM37 84H38V83H37ZM48 84H49V83H48ZM64 84H65V83H64ZM114 84H115V83H114ZM187 84H189V83H187ZM219 84H220V83H219ZM221 84H222V83H221ZM240 84H241V83H240ZM38 85H39V84H38ZM65 85H66V84H65ZM108 85H110V84H108ZM137 85H138V84H137ZM137 85H136V86H137ZM151 85H152V84H151ZM185 85H186V84H185ZM223 85H224V84H223ZM243 85H241V86H243ZM17 86H18V85H17ZM45 86H46V85H45ZM80 86H81V85H80ZM110 86H111V85H110ZM112 86H113V85H112ZM183 86H184V85H183ZM193 86H195V84H193ZM220 86H221V85H220ZM231 86H230V87H231ZM235 86L239 87L238 85L234 84L233 88H234ZM29 87H30V86H29ZM32 87H33V86H32ZM118 87H119V86H118ZM197 87H198V86H197ZM6 88H7V87H6ZM37 88H38V87H37ZM49 88H50V87H49ZM116 88H117V87H116ZM119 88H121V87H119ZM223 88H225V87H223ZM39 89H40V91L43 90V89H41V87H40ZM97 89H99V88H97ZM102 89H103V88H102ZM162 89H163V88H162ZM181 89H182V88H181ZM190 89H191V88H190ZM195 89H196V88H195ZM195 89H194V90H195ZM230 89L233 90L232 88H230ZM236 89H237V88H236ZM239 89H240V87H239ZM12 90H13V89H12ZM99 90H101V89H99ZM111 90H112V88H111ZM242 90H243V89H242ZM242 90H241V92H242ZM40 91H39V92H40ZM44 91H45V90H44ZM44 91H43V93L46 92V91H45V92H44ZM57 91H58V90H57ZM109 91H110V90H109ZM158 91H159V90H158ZM186 91H188V90H186ZM195 91H196V90H195ZM195 91H194V92H195ZM203 91H204V90H203ZM238 91H240V90H237V92H238ZM245 91H246V90H245ZM245 91H244V92H245ZM37 92H38V91H37ZM191 92H192V91H191ZM244 92H243V93H244ZM8 93H9V92H8ZM19 93H20V92H19ZM40 93H42V92H40ZM66 93H67V91H66ZM90 93H91V92H90ZM161 93H162V92H161ZM176 93H177V92H176ZM179 93H180V92H179ZM179 93H177V94H179ZM183 93H184V92H183ZM192 93H193V92H192ZM238 93H240V92H238ZM0 94H1V93H0ZM38 94H39V93H38ZM38 94H37V95H38ZM77 94H78V93H77ZM92 94H93V92H92ZM94 94H95V93H94ZM129 94H130V93H129ZM234 94H235V91H234ZM236 94H237V93H236ZM236 94H235V96H237ZM245 94H246V93H245ZM245 94H244V98H245ZM39 95H41V94H39ZM45 95H46V94H45ZM47 95H48V94H47ZM159 95H161V94L159 93ZM181 95H182V94H180L179 96H181ZM186 95H187V94H186ZM194 95L198 96V95L195 94V93H194ZM200 95H201V94H200ZM242 95H243V94H242ZM65 96H66V95H65ZM75 96H76V95H75ZM79 96H80V94H79ZM83 96H84V95H83ZM88 96H89V95H88ZM238 96H240V95L238 94ZM251 96H252V95H251ZM48 97H50V96L48 95ZM54 97H55V96H54ZM57 97H58V96H57ZM80 97H81V96H80ZM162 97H163V96H162ZM168 97H169V96H168ZM194 97H195V96H194ZM202 97H203V96H202ZM209 97H210V96H209ZM246 97H248V94L246 95ZM260 97H259V98H260ZM36 98H38V96H37ZM36 98H35V100L38 101ZM39 98H40V97H39ZM52 98H53V97H52ZM68 98H69V97H68ZM117 98H118V96H117ZM148 98H149V97H148ZM182 98H183V97H182ZM212 98H215V95H213V96L211 97V99H212ZM216 98H218V96H217ZM238 98H239V97H237V99H238ZM240 98H241V97H240ZM244 98H243V99H244ZM249 98H253V97H248L247 99H249ZM32 99H33V98H32ZM50 99H51V98H50ZM88 99H89V98H88ZM94 99H95V98H94ZM158 99H159V98H158ZM162 99H163V98H162ZM175 99H176V98H175ZM192 99H193V98H192ZM205 99H206V98H205ZM241 99H242V98H241ZM48 100H49V99H48ZM74 100H75V99H74ZM124 100H125V99H124ZM177 100H178V99H177ZM212 100H214V99H212ZM215 100H217V99H215ZM245 100H246V99H245ZM255 100H257V99H254V101H255ZM40 101H41V103H42V102L44 101L43 98H42V100H40ZM76 101H80V100H76ZM117 101H118V100H117ZM185 101H186V100H185ZM188 101H189V100H188ZM206 101H207V99H206ZM249 101H250V100H249ZM257 101H258V100H257ZM261 101H264V99L261 100ZM0 102H3V100L0 101ZM33 102H34V101H33ZM50 102H51V101H50ZM50 102H49V103H50ZM84 102H85V101H84ZM121 102H122V101H121ZM241 102H242V101H241ZM244 102H245V101H244ZM246 102H247V101H246ZM246 102H245V103H246ZM259 102H260V101H259ZM45 103H46V102H45ZM55 103H56V101L54 102V104H55ZM63 103H65V102L63 101ZM96 103H97V102H96ZM157 103H159V102L157 101ZM197 103H198V101H197ZM257 103H258V102H257ZM262 103H263V102H262ZM85 104L87 105V103H85ZM130 104H131V103H130ZM172 104H174V103H172ZM199 104H200V103H199ZM219 104H220V103H219ZM246 104H247V103H246ZM251 104H252V103H251ZM254 104H256V103L254 102ZM1 105H2V104H1ZM5 105H6V104H5ZM13 105H15V104H13ZM61 105H62V104H61ZM103 105H105V104L103 103ZM174 105H175V104H174ZM259 105H260V104L258 103V105H257L256 108H259V109H260V107H258ZM262 105H264V104H261V106H262ZM31 106H32V105H31ZM34 106H35V105H34ZM38 106H40V105L38 104ZM107 106H108V105H107ZM176 106H177V105H176ZM229 106H230V105H229ZM248 106H249V105H248ZM255 106H256V105H255ZM255 106L252 105V107H253V109H254L253 112H255V109H256V108H254ZM2 107H3V106H2ZM41 107H42V106H41ZM54 107H55V106H54ZM89 107H90V106H89ZM89 107H88V108H89ZM97 107H98V106H97ZM144 107H145V106H144ZM152 107H153V106H152ZM198 107H199V106H198ZM201 107H202V106H201ZM219 107H220V105H219ZM263 107H264V106H263ZM263 107H262V108H263ZM50 108H51V107H50ZM72 108H73V107H72ZM110 108H111V107H110ZM115 108H116V107H115ZM136 108H137V107H136ZM154 108H155V107H154ZM156 108H157V107H156ZM195 108H196V107H195ZM245 108H246V107H245ZM247 108H248V107H247ZM262 108H261V110H262ZM1 109H2V108H0V110H1ZM82 109H83V108H82ZM116 109H117V108H116ZM201 109H202V108H201ZM253 109H251V110H253ZM34 110H35V109H34ZM43 110H44V108H43ZM113 110H114V109H113ZM124 110H125V109H124ZM124 110H123V111H124ZM129 110H130V107H129ZM153 110H155V109H153ZM181 110H182V109H181ZM223 110H224V109H223ZM247 110H249V109H247ZM39 111H40V110H39ZM68 111H69V110H68ZM70 111H71V110H70ZM74 111H75V110H74ZM126 111H127V109H126ZM194 111H195V110H194ZM219 111H220V110H219ZM259 111H260V110H259ZM0 112H1V111H0ZM37 112H38V110H37ZM228 112H229V111H227V113H228ZM249 112H251V111H249ZM43 113H45V112H43ZM132 113H133V112H132ZM137 113H138V112H137ZM151 113H152V112H151ZM258 113H259V112H258ZM261 113H262V112H261ZM35 114L37 115V113H35ZM38 114H41V113H38ZM106 114H107V112H106ZM112 114H113V113H112ZM129 114H130V113H129ZM165 114H166V116H167V113H165ZM165 114H164V115H165ZM178 114H179V113H178ZM246 114H247V113H246ZM45 115H46V113H45ZM47 115H48V113H47ZM47 115H46V116H43V114H42V116H43L42 119H44L45 117L47 118V117L49 116V115H48V116H47ZM77 115H78V114H77ZM164 115H163V116H164ZM247 115H248V114H247ZM258 115H259V114H258ZM260 115H261V114H260ZM40 116H41V115H40ZM42 116H41V117H42ZM51 116H53L54 118L58 119V118H59L60 116H62V115H60L59 117H57L58 115H56V117H55V114H52ZM123 116H124V115H123ZM134 116H135V115H134ZM231 116H232V115H231ZM249 116H250V115H249ZM69 117H70V116H69ZM76 117H77V116H76ZM150 117H151V116H149V118H150ZM199 117H201V116H199ZM242 117H244V116H242ZM0 118L5 119L4 117H0ZM9 118H10V117H9ZM26 118H27V117H26ZM31 118H32V117H31ZM35 118H37V117H35ZM49 118H52V117H49ZM234 118H235V117H234ZM248 118H249V117H248ZM33 119H34V117H33ZM38 119H39V118H38ZM104 119H105V118H104ZM158 119H159V118H158ZM250 119H251V118H250ZM0 120H1V119H0ZM5 120H6V119H5ZM7 120H8V119H7ZM7 120H6V121H7ZM24 120H25V118H24ZM34 120H35V119H34ZM53 120H54V119H53ZM58 120H59V119H58ZM143 120H144V119H142V122H143ZM159 120H160V119H159ZM191 120H192V119H191ZM201 120H203V117H202ZM263 120H264V119H263ZM2 121H3V120H2ZM39 121H40V119H39ZM48 121H49V120H48ZM80 121H82V119H81ZM146 121L149 122L148 119H146ZM146 121H144V122H146ZM155 121H156V120H155ZM164 121H165V120H164ZM58 122H59V121H58ZM85 122H86V121H85ZM129 122H130V121H129ZM158 122H159V121H158ZM202 122H203V121H202ZM204 122H205V121H204ZM19 123H20V122H19ZM55 123H56V121H55ZM55 123L53 122V124H55ZM64 123H65V122H64ZM70 123H73V122H70ZM151 123H152V122H151ZM185 123H186V122H185ZM13 124H14V122H13ZM15 124H16V123H15ZM34 124L36 125V123H34ZM44 124L47 125L48 122L46 123V121H45ZM51 124H52V123H51ZM51 124H49V125H47V126H51ZM53 124H52V125H53ZM116 124H118V123H116ZM140 124H141V123H140ZM143 124H144V123H142V125H143ZM146 124H148V123H146ZM156 124H158V123H156ZM182 124H183V123H182ZM204 124H205V123H204ZM207 124H208V123H207ZM211 124H212V123H211ZM27 125H28V124H27ZM67 125H68V124H67ZM73 125H74V124H73ZM80 125H81V124H80ZM99 125H100V124H99ZM114 125H115V124H114ZM142 125H141V126H142ZM154 125H155V124H154ZM159 125H161V124H159ZM172 125H173V124H172ZM3 126H5V125H3ZM7 126H8V125H7ZM7 126H6V127H7ZM36 126H37V125H36ZM53 126H54V125H53ZM55 126H57V124H55ZM61 126H63V125H61ZM61 126H59V128H60ZM106 126H107V125H106ZM108 126H109V125H108ZM112 126H113V125H112ZM139 126H140V125H139ZM148 126H149V125H148ZM150 126H151V125H150ZM152 126H153V125H152ZM15 127H16V126H15ZM25 127H26V124H25ZM70 127H71V126H70ZM103 127H104V126H103ZM137 127H138V125H137ZM206 127H207V126H206ZM210 127H211V126H210ZM210 127H209V128H210ZM31 128H33V127L31 126ZM43 128H44V127H43ZM63 128H64V127H63ZM63 128H62V129H63ZM89 128H90V127H89ZM123 128H125V127L123 126ZM150 128H151V127H150ZM181 128H182V127H181ZM209 128L207 127L206 129H209ZM213 128H214V127H212V129H213ZM62 129H60V130H62ZM139 129H140V128H139ZM153 129H155V128H153ZM246 129H247V128H246ZM1 130H3V128H2ZM22 130H23V129H22ZM39 130H41V129H39ZM97 130H99V129H97ZM137 130H138V128H137ZM12 131H13V130H12ZM32 131H33V130H32ZM62 131H63V130H62ZM68 131H69V130H68ZM90 131H91V130H90ZM90 131H88V132H90ZM125 131H126V129H125ZM134 131H136V130L134 129ZM212 131H214V130H212ZM231 131H233V130H231ZM42 132H44V131L42 130ZM73 132H74V131H73ZM78 132H79V130H78ZM84 132H85V131H84ZM96 132H97V131H96ZM136 132H137V131H136ZM146 132H147V131H146ZM24 133H25V132H24ZM31 133H33V132H31ZM39 133H40V132H38V134H39ZM79 133H81V131H80ZM12 134H13V133H12ZM25 134H26V133H25ZM27 134H29V133H27ZM64 134H65V133H64ZM86 134H87V133H86ZM98 134H99V131H98ZM132 134H133V133H132ZM165 134H166V133H165ZM99 135H100V134H99ZM121 135H122V134H121ZM128 135H129V134H128ZM252 135H253V134H252ZM62 136H63V135H62ZM64 136H66V135H64ZM91 136H92V135H91ZM93 136H95V135H93ZM116 136H117V135H116ZM122 136H123V135H122ZM125 136H126V134H125ZM141 136H142V135H141ZM160 136H161V135H160ZM217 136H218V135H217ZM57 137H58V136H57ZM57 137H56V138H57ZM60 137H61V136H60ZM12 138H13V137H12ZM63 138H64V137H63ZM109 138H110V137H109ZM119 138H121V137H119ZM138 138H139V137H138ZM20 139H21V138H20ZM51 139H52V138H51ZM83 139H85V138H83ZM159 139H160V138H159ZM32 140H33V139H32ZM63 140H64V139H63ZM104 140H105V139H104ZM107 140H108V139H107ZM111 140H113V139H111ZM114 140L116 141V139H114ZM114 140H113V141H114ZM140 140L142 141V139H140ZM146 140H147V139H146ZM210 140H211V141H209V142H211V143H212V142H214V144H215V143H218V142L213 141L214 138H213V139H210ZM9 141H11V140H9ZM57 141H59V140H57ZM67 141H68V140H67ZM70 141H71V140H70ZM78 141H79V140H78ZM121 141H123V139H122ZM155 141H156V140H155ZM218 141H219V140H218ZM222 141H223V140H222ZM29 142H31V141H29ZM34 142H35V141H34ZM89 142H90V141H89ZM109 142H110V141H109ZM117 142H118V141H117ZM147 142H148V141H147ZM219 142H220V141H219ZM0 143H1V142H0ZM45 143H48V142H45ZM59 143H60V141H59ZM111 143H112V142H110V144H111ZM145 143H146V142H145ZM152 143H153V142H152ZM162 143H163V142H162ZM166 143H167V142H166ZM211 143H210V147H211ZM32 144H33V143H32ZM41 144H42V143H41ZM50 144H51V143H50ZM56 144H58V143H56ZM107 144H108V142H107ZM107 144H106V145H107ZM126 144H128V142H127ZM212 144H213V143H212ZM223 144H224V143H222V145H223ZM16 145H17V144H16ZM37 145H38V144H37ZM48 145H49V144H48ZM58 145H59V144H58ZM66 145H67V144H66ZM69 145H70V144H69ZM104 145H105V144H104ZM136 145H138V143H137ZM153 145H155V144H153ZM158 145H159V144H158ZM218 145H219V144H218ZM222 145H221V148L223 147ZM54 146H56V145H54ZM138 146H139V145H138ZM141 146H142V145H141ZM144 146H145V144H144ZM163 146H164V145H163ZM166 146H169V144L166 145ZM215 146H216V145H214L213 147H215ZM224 146H225V145H224ZM7 147H8V146H7ZM11 147H13V146H11ZM28 147H30V146H28ZM65 147H66V146H65ZM77 147H78V146H77ZM108 147H109V145H108ZM114 147H116V146H114ZM146 147L148 148V146H145V148H146ZM164 147H165V146H164ZM164 147H163V148H164ZM217 147H218V146H217ZM232 147H233V146H232ZM0 148H1V147H0ZM40 148L43 149V148H45V147H40ZM68 148H69V147H68ZM102 148H103V147H102ZM102 148H100V149H102ZM111 148H113V147L111 146ZM128 148H129V147H128ZM140 148H143V146L140 147ZM218 148H220V147H218ZM224 148H226V147H224ZM107 149H110V148H107ZM116 149H117V148H116ZM227 149H228V146H227L226 150H227ZM44 150H45V149H44ZM89 150H90V149H89ZM92 150H93V149H92ZM97 150H99V149H97ZM113 150H114V149H113ZM161 150H162V149H161ZM212 150H216V149H214V148L212 149V147H211V151H212ZM13 151H14V150H13ZM50 151H51V150H50ZM54 151H55V150H54ZM86 151H87V150H86ZM131 151H132V150H131ZM146 151L148 152V151H150V150H146ZM152 151H153V150H152ZM163 151H164V150H163ZM211 151H210V152H211ZM228 151H230V150L228 149ZM231 151H232V150H231ZM10 152H12V151H10ZM19 152H20V151H19ZM26 152H27V151H26ZM30 152H31V151H30ZM52 152H53V151H52ZM56 152H57V151H56ZM56 152H55V153H56ZM139 152H140V154H141V152H143V151H139ZM144 152H145V151H144ZM159 152H160V151H159ZM159 152H158V153H159ZM15 153H16V152H15ZM82 153H83V152H82ZM102 153H103V152H102ZM111 153H113V152H111ZM132 153H135V152H132ZM154 153H155V151H154ZM156 153H157V151H156ZM176 153H177V152H176ZM212 153H214V152H212ZM17 154H18V153H17ZM32 154H33V153H32ZM76 154H77V153H76ZM99 154H100V152H99ZM117 154H118V153H117ZM160 154H161V153H160ZM162 154H163V153H162ZM216 154H217V153H216ZM5 155H6V154H5ZM29 155H30V154H29ZM38 155H40V154H38ZM47 155H48V154H47ZM49 155H50V154H49ZM69 155H70V154H69ZM102 155H104V153H103ZM130 155L132 156L131 153H130ZM130 155L128 156V158L130 157ZM142 155H144V153H143ZM173 155H174V154H173ZM212 155H213V154H212ZM227 155H228V154L226 153V156H225V157H227ZM0 156H1V155H0ZM7 156H8V155H6V157H7ZM58 156H59V155H58ZM64 156H65V155H64ZM66 156H67V155H66ZM109 156H110V155H109ZM112 156H113V155H112ZM116 156H117V155H116ZM120 156H121V155H119L118 157L122 159L123 156H122V157H120ZM146 156H147V155H146ZM165 156H166V155H165ZM218 156H220L219 153H218ZM228 156H229V155H228ZM233 156H234V155H233ZM251 156H252V155H251ZM19 157H20V156H19ZM40 157H42V156H40ZM44 157H45V155H44ZM142 157H143V156H142ZM168 157H169V156H168ZM214 157H215V156L213 155V159H214ZM220 157H222V156H220ZM234 157H235V156H234ZM15 158H16V157H15ZM72 158H73V157H72ZM94 158H95V157H94ZM99 158H100V157H99ZM110 158H111V157H110ZM162 158H163V157H162ZM173 158H174V157H173ZM176 158H177V157H176ZM215 158H216V157H215ZM227 158L229 159V157H227ZM26 159H27V158H26ZM30 159H31V161H32V158H30ZM40 159H41V158H40ZM62 159H63V158H62ZM73 159H74V158H73ZM114 159H115V158H114ZM167 159H168V158H167ZM171 159H172V158H171ZM174 159H175V158H174ZM36 160H38V159H36ZM74 160H77V159L75 158ZM96 160H97V158H96ZM131 160H133V159H130V161H131ZM141 160H142V159H141ZM215 160H216V159H215ZM221 160H222V158H221ZM229 160H230V159H229ZM229 160H228V161H229ZM24 161H25V160H24ZM52 161L54 162V160H52ZM55 161H56V160H55ZM71 161H72V160H70L69 162H71ZM116 161H120V160H116ZM217 161H218V160H217ZM235 161H236V159H235ZM239 161H240V160H239ZM251 161H252V160H251ZM16 162H17V161H16ZM36 162H38V161H36ZM92 162H93V161H92ZM94 162H96V161H94ZM94 162H93V163H94ZM221 162H222V161H221ZM226 162H227V161H226ZM230 162H231V161H230ZM230 162H229V163H230ZM11 163H12V162H10V164H11ZM72 163H74V162H72ZM85 163H87V162H85ZM120 163H121V162H120ZM172 163H173V162H172ZM219 163H220V161H219ZM222 163H223V162H222ZM245 163H246V162H245ZM41 164H42V162H41ZM45 164H48V163L45 162ZM49 164H51V163H49ZM57 164H59V163H57ZM104 164H105V163H104ZM165 164H166V163H165ZM174 164H175V163H174ZM223 164H225V163H223ZM227 164H228V162L226 163V165H227ZM234 164H235V163H234ZM22 165H23V164H22ZM22 165H21V166H22ZM30 165H32V164H30ZM52 165H53V163H52ZM91 165H92V164H91ZM107 165L109 166L110 164L107 162ZM220 165H221V164H220ZM231 165L233 166L232 163H231ZM238 165H239V164H238ZM24 166H25V165H24ZM60 166H61V164H60ZM60 166H59V167H60ZM73 166H74V165H73ZM156 166H157V165H156ZM168 166H169V165H168ZM168 166H167V167H168ZM236 166H237V165H236ZM0 167H1V166H0ZM33 167L35 168L36 165L33 166ZM45 167H46V165H45ZM56 167H57V166H56ZM86 167H87V166H86ZM88 167H90V166L88 165ZM88 167H87V168H88ZM104 167H105V166H104ZM104 167H103V168H104ZM158 167H159V166H158ZM226 167H227V166H226ZM14 168H15V167H14ZM14 168L11 167V169H14ZM21 168H22V167H21ZM26 168H27V167H26ZM36 168H38V167H36ZM36 168H35V170H36ZM57 168H58V167H57ZM87 168H86L85 172L88 171ZM94 168H95V167H94ZM98 168L100 169V166H99V165H98ZM106 168H107V167H106ZM109 168H111V167H109ZM109 168H108V169H109ZM162 168H163V167H162ZM221 168H222V167H221ZM5 169H6V168H5ZM22 169H23V168H22ZM39 169H41V167H40ZM58 169H59V168H58ZM68 169H69V168H68ZM82 169H85V167L82 168ZM89 169H90V168H89ZM123 169H124V168H123ZM24 170H25V169H24ZM59 170H60V169H59ZM80 170H81V169H80ZM96 170H97V169H96ZM101 170H102V169H101ZM111 170H112V168H111ZM164 170H165V169H164ZM173 170H174V169H173ZM228 170H229V169H228ZM2 171H3V170H2ZM8 171H9V169H8ZM20 171H21V170H20ZM31 171H32V170H31ZM37 171H38V170H37ZM40 171H42V169H41ZM44 171H45V170H44ZM52 171H53V168H52ZM97 171H98V170H97ZM104 171H105V170H104ZM106 171H107V170H106ZM109 171H110V169H109ZM118 171H120V170H118ZM129 171H130V170H129ZM171 171H172V170H171ZM216 171H217V170H216ZM221 171L223 172V170H221ZM229 171H230V170H229ZM10 172H11V171H10ZM42 172H43V171H42ZM68 172H69V171H68ZM75 172H76V176H77V172H79V171L75 170ZM80 172H82V171H80ZM83 172H84V170H83ZM88 172H89V171H88ZM90 172L94 173L93 171H90ZM107 172H108V171H107ZM137 172H138V171H137ZM164 172H165V171H163V174H164ZM219 172H220V171H219ZM30 173H31V172H30ZM30 173H29V174H30ZM32 173H33V172H32ZM45 173H46V172H45ZM161 173H162V172H161ZM220 173H221V172H220ZM220 173H219V174H220ZM20 174H21V172H20ZM26 174H27V173H26ZM39 174H40V173H39ZM99 174H100V173H99ZM113 174H114V173H113ZM115 174H116V173H115ZM115 174H114V175H115ZM172 174H173V173H172ZM259 174H260V173H259ZM51 175H52V174H51ZM51 175H50V177H48V178H52ZM61 175H63V174H61ZM66 175H67V174H66ZM74 175H75V174H74ZM79 175H81V174H78V177H77V178H79ZM83 175H84V174H83ZM94 175H95V174H94ZM143 175H144V174H143ZM216 175H217V173H216ZM248 175H249V174H248ZM39 176H40V175H39ZM76 176H75V177H76ZM85 176H86V175H85ZM220 176H221V175H220ZM220 176H219V177H220ZM18 177H19V176H18ZM69 177H70V176H69ZM69 177H68V178H69ZM89 177H90V176H89ZM142 177H143V176H142ZM163 177L165 178V176H163ZM167 177H168V176H167ZM216 177H217V176H216ZM11 178H13V177H11ZM36 178H37V176H36ZM53 178H56V177H53ZM60 178H61V177H60ZM77 178H75L74 180H78ZM221 178H222V177H221ZM245 178H246V177H245ZM22 179H23V178H22ZM40 179H41V177H40ZM43 179H44V177H43ZM43 179H41V180H43ZM61 179H62V178H61ZM64 179H65V178H64ZM71 179H72V178H70V180H71ZM81 179H82V178H81ZM99 179H100V177H99ZM169 179H170V178H169ZM169 179H168V180H169ZM45 180H46V179H45ZM53 180H54V179H53ZM58 180H59V179H58ZM86 180H87V177H86ZM100 180H101V179H100ZM249 180H250V179H249ZM25 181H26V180H25ZM27 181H29V179H28ZM34 181H35V180H34ZM65 181H66V180H65ZM79 181H80V180H79ZM127 181H128V180H127ZM155 181H156V180H155ZM157 181H158V180H157ZM214 181H217V180H214ZM46 182H48V181H46ZM52 182H53V181H52ZM67 182H68V181H67ZM112 182H114V181H112ZM118 182H119V181H118ZM118 182H117V183H118ZM172 182H174V181H172ZM260 182H261V181H260ZM0 183H1V182H0ZM12 183L14 184V182H12ZM43 183H44V182H43ZM48 183H49V182H48ZM59 183H60V182H59ZM69 183H70V182H68V184L66 183V184H67V187H68ZM76 183L78 184V181H77ZM114 183H115V182H114ZM216 183H217V182H216ZM221 183H223V182H221ZM19 184H20V183H19ZM61 184H62V183H61ZM66 184H65V185H66ZM93 184H95V183H93ZM115 184H116V183H115ZM167 184H168V183H167ZM212 184H213V182H212ZM254 184H255V183H254ZM1 185H2V184H0V187H1ZM8 185H9V184H8ZM17 185H18V184H17ZM22 185H23V184H22ZM46 185H48V184L46 183ZM62 185H64V184H62ZM62 185H60V186H62ZM65 185H64V186H65ZM72 185H73V183H72ZM74 185H75V183H74ZM78 185H81V184H78ZM85 185H86V184H85ZM91 185H92V184H91ZM137 185H138V184H137ZM137 185H136V186H137ZM161 185H162V183H161ZM170 185H171V184L169 183L168 186H170ZM175 185H176V184H175ZM214 185H215V183H214ZM252 185H253V184H252ZM25 186H26V185H25ZM27 186L29 187V185H27ZM36 186H37V185H36ZM43 186H45V185H43ZM55 186H56V185H55ZM55 186H53V187H55ZM69 186H71V185H69ZM83 186H84V185H83ZM89 186H90V185H89ZM113 186H114V185H113ZM230 186H231V185H230ZM11 187H13V186H10V189H12ZM28 187H26V188H28ZM62 187H63V186H62ZM87 187H88V186H87ZM117 187L121 188V187L118 186V185H117ZM142 187H143V186H142ZM148 187H149V186H148ZM162 187H164V186L162 185ZM203 187H204V186H203ZM225 187H226V184H225ZM7 188H8V187H7ZM13 188H14V187H13ZM15 188H16V187H15ZM37 188H39V187L37 186ZM56 188H57V186L55 187V189H56ZM58 188H59V187H58ZM65 188H66V187H65ZM65 188H61V189H65ZM133 188H134V187H133ZM151 188H152V187H151ZM206 188H207V187H205V188H202V187H201L199 190H201V191L203 192V191L207 190ZM72 189H74V187H73ZM82 189H83V188H82ZM84 189H85V188H84ZM109 189H110V188H109ZM111 189H112V188H111ZM113 189H114V188H113ZM121 189H122V188H121ZM131 189H132V188H131ZM143 189H144V187H143ZM170 189H171V187H170ZM202 189H204V190H202ZM208 189H209V188H208ZM14 190H15V189H13V191H14ZM50 190H51V189H50ZM53 190H54V189H53ZM58 190H59V189H58ZM75 190H76V189H75ZM86 190H87V189H86ZM122 190H123V189H122ZM140 190L142 191V189H140ZM145 190H146V189H145ZM175 190H176V189H175ZM175 190H174V191H175ZM218 190H219V189H218ZM0 191H1V190H0ZM6 191H7V190H6ZM10 191H11V190H10ZM10 191H8V192L10 193ZM36 191H37V189H36ZM69 191H70V190H68V193L70 194ZM76 191H77V190H76ZM90 191H91V190H90ZM113 191H114V190H113ZM113 191H112V192H113ZM115 191H116V190H115ZM130 191H131V190H130ZM134 191H135V190H134ZM201 191H200V192H201ZM220 191H221V190H220ZM40 192H41V188H40ZM65 192H66V191H65ZM72 192H74V190H73ZM87 192H88V191H87ZM109 192H110V191H109ZM118 192H119V191H118ZM136 192H138V191L136 190ZM145 192H146V191H145ZM209 192H210V191H209ZM0 193H1V192H0ZM15 193H16V192H15ZM49 193L52 194V192H50V191H49ZM54 193H55V192H53V194H54ZM59 193L61 194L62 192H59ZM59 193H58V194H59ZM78 193H79V191H78ZM81 193H82V192H80V195H81ZM85 193H86V192H85ZM85 193H84V194H85ZM113 193H114V192H113ZM138 193H140V192H138ZM150 193H151V192H150ZM162 193H163V192H162ZM165 193H166V192H165ZM203 193H205V192H203ZM12 194H13V193H12ZM20 194H21V193H20ZM23 194H25V193H23ZM45 194H47V193H45ZM45 194H44V195H45ZM51 194H50V195H51ZM65 194H66V193H65ZM148 194H149V192H148ZM163 194H164V193H163ZM168 194H169V193H168ZM170 194H171V193H170ZM182 194H183V192H182ZM182 194H179V195H182ZM18 195H19V194H18ZM25 195H27V194H25ZM40 195H41V194H40ZM44 195H42V196H44ZM54 195H55V194H54ZM63 195H64V194H63ZM80 195H79V196H80ZM120 195L122 196L121 193H120ZM123 195H124V193H123ZM206 195H207V194H206ZM210 195H211V194H210ZM6 196H7V195H6ZM15 196H16V195H14V197H15ZM45 196H46V195H45ZM47 196H48V194H47ZM47 196H46V197H47ZM58 196H59V195H58ZM76 196H77V195H76ZM99 196H101V195H99ZM118 196H119V195H118ZM138 196H139V195H138ZM191 196H192V195H191ZM23 197H24V195H23ZM33 197H34V196H33ZM48 197H50V196H48ZM53 197L57 198L56 195L53 196ZM59 197H61V196H59ZM65 197H67V196L65 195ZM73 197H74V196H73ZM168 197H169V196H168ZM180 197H181V196H180ZM202 197H203V196H202ZM6 198H7V197H6ZM63 198H64V197H63ZM69 198L72 199L71 197H69ZM113 198H114V197H113ZM117 198H118V197H117ZM139 198H140V197H139ZM143 198H144V197H143ZM153 198H154V197H153ZM181 198H182V197H181ZM186 198H188V196H187ZM191 198H192V197H191ZM194 198H195V197H194ZM218 198H219V197H218ZM233 198H234V197H233ZM21 199H22V198H21ZM29 199H31V198H29ZM47 199H49V198H47ZM61 199H62V198H61ZM61 199H60V200H61ZM64 199H65V198H64ZM70 199H69V200H70ZM77 199H78V197H76L74 200H77ZM88 199H89V198H88ZM107 199H108V198H107ZM107 199H106V200H107ZM121 199H122V197H121ZM126 199H127V198H126ZM135 199H137V198H135ZM150 199H151V197H150ZM155 199H156V198H155ZM176 199H177V198H176ZM176 199H175V200L173 199V201H176ZM184 199H185V198H183V200H184ZM205 199H206V198H205ZM1 200H2V199H1ZM10 200H11V199H10ZM18 200H19V199H18ZM56 200H58V198L55 199V201H56ZM72 200H73V199H72ZM72 200H70V203H71ZM130 200H132V199H130ZM130 200H129V201H130ZM166 200H168V199H166ZM179 200H180V199H179ZM179 200H177V202H178ZM185 200H186V199H185ZM185 200H184V202H185ZM188 200H189V199H188ZM188 200H187V201H188ZM191 200L194 202L193 199H191ZM191 200H189V201H191ZM3 201H4V199H3ZM55 201H53V202L55 203ZM58 201H59V200H58ZM103 201H104V200H103ZM108 201L110 202V199H109ZM146 201L149 202L148 200H146ZM152 201H153V200H152ZM189 201H188V203H189ZM195 201H197V199H196ZM0 202H1V201H0ZM13 202H14V201H13ZM21 202H22V201H21ZM48 202H49V201H48ZM84 202H85V201H84ZM104 202H105V201H104ZM120 202H121V201H120ZM133 202H134V201H133ZM133 202H131V203H133ZM138 202H139V200H138ZM164 202H165V201H164ZM166 202H167V201H166ZM7 203H8V202H7ZM51 203H52V202H51ZM113 203H114V202H113ZM117 203H118V200H117ZM117 203H115V205H116ZM188 203H187V204H188ZM5 204H6V203H5ZM15 204H16V203H15ZM29 204H30V202H29ZM29 204H28V205H29ZM55 204H56V203H55ZM62 204H64V203L62 202ZM62 204H61V205H62ZM73 204H74V203H73ZM76 204H77V203H76ZM127 204L129 205V203H127ZM142 204H143V203H142ZM174 204H175V202H174ZM174 204H173V206H174ZM202 204H203V203H202ZM6 205H8V204H6ZM10 205H11V204H10ZM10 205H9V206H10ZM16 205H17V204H16ZM23 205H24V203H23ZM31 205H32V204H31ZM39 205H42V204H39ZM52 205H53V203H52ZM68 205H69V204H68ZM68 205H67V206H68ZM111 205H112V204H111ZM136 205H137V203H136ZM136 205L134 204V206H136ZM140 205H141V204H140ZM171 205H172V204H171ZM171 205H170V206H171ZM175 205H176V204H175ZM179 205H180V204H179ZM210 205H211V204H210ZM9 206H8V207H9ZM53 206H54V205H53ZM57 206L59 207V203L57 204ZM63 206H64V205H63ZM63 206H62V207H63ZM108 206H109V205H108ZM120 206H121V205H119V207H120ZM130 206H132V205H130ZM170 206H169V208H172V207H173V206H171V207H170ZM177 206H178V205H177ZM8 207H7V209H8ZM12 207H13V206H12ZM12 207L10 206V208H9L11 211L13 210ZM18 207L20 208V206H18ZM41 207H42V206H41ZM41 207H40V208H41ZM54 207L56 208V205H55ZM58 207H57V208H58ZM60 207H61V206H60ZM62 207H61V208H62ZM81 207H82V206H81ZM101 207H102V205H101ZM101 207H100V209H101ZM117 207H118V205H117ZM119 207H118V209H119ZM126 207H127V206H126ZM142 207H143V206H142ZM149 207H150V206H149ZM181 207H182V205H181ZM185 207H187V206H185ZM4 208H5V207H3V209H4ZM11 208H12V209H11ZM14 208H15V207H14ZM49 208H50V207H49ZM63 208L65 209V207H63ZM82 208H83V207H82ZM93 208H94V207H93ZM139 208H140V207H139ZM167 208H168V207H167ZM167 208H166V211H167ZM174 208H175V207H174ZM187 208H188V207H187ZM187 208L184 209V207H183L184 210H187ZM216 208H217V207H216ZM17 209H18V208H17ZM22 209H23V207H22ZM22 209H21V210H22ZM26 209H27V208H26ZM58 209H59V208H58ZM88 209H91V208H88ZM113 209H114V208H113ZM118 209H117V211H118ZM121 209H122V207H121ZM123 209H125V208H123ZM179 209H181V208L179 207ZM198 209H199V208H198ZM4 210H6V208H5ZM10 210H8V211H10ZM14 210H15V209H14ZM18 210H20V209H18ZM66 210H67V209H66ZM106 210H107V209H106ZM111 210H112V209H111ZM114 210H115V209H114ZM129 210H130V209H129ZM134 210H135V209H134ZM177 210H178V209H177ZM11 211H10V212H11ZM22 211H23V210H22ZM31 211H32V210H31ZM67 211H68V210H67ZM67 211H66V213H68ZM77 211H78V210H77ZM108 211H110V210H108ZM115 211H116V210H115ZM125 211H128V209H126ZM136 211H137V210H136ZM145 211H146V210H145ZM150 211H151V210H150ZM152 211H153V210H152ZM166 211H165V212H166ZM181 211H182V210H181ZM191 211H192V210H191ZM14 212H15V211H14ZM26 212H27V211H25V213H26ZM56 212H58L57 209H56L55 213H56ZM60 212H61V211H60ZM96 212H97V211H96ZM103 212H104V211H103ZM110 212H111V211H110ZM130 212H133V211L131 210ZM130 212H128V213H130ZM169 212L172 213L171 209H169ZM177 212H178L177 214H179V210H178ZM6 213H7V212H6ZM16 213H17V211H16ZM20 213H23V212H20ZM28 213H30V212H28ZM44 213L46 214V213H48V212L46 211V212H44ZM49 213H51V212H49ZM72 213H73V212H72ZM79 213H81V212H79ZM100 213H101V211H100ZM113 213H114V212H113ZM125 213H126V212H125ZM128 213H126L127 218H129L128 215H127ZM136 213H137V212H136ZM181 213H184V212H181ZM2 214H3V213H2ZM9 214H10V213H9ZM35 214H36V213H35ZM45 214H44V215H45ZM101 214H103V213H101ZM114 214H118V213L115 212ZM121 214H122V215H125V214H123V213H121ZM154 214H156V213H154ZM159 214H160V213H158V216H159ZM162 214H164V213H162ZM166 214L168 215L169 213H168V212L165 213V214H164V218H165ZM207 214H209V213H207ZM7 215H8V214H7ZM24 215H25V214H24ZM26 215H27V213H26ZM26 215H25L24 217H23V216H22V217H23L24 219H25V218H29V215H27V217H26ZM31 215H32V214H31ZM44 215H43V217H45ZM48 215L50 216V214H48ZM52 215H54V214H52ZM52 215H51V216H52ZM56 215H57V213H56ZM58 215H59V218H58V219H60V217H61L60 215H61V214L58 213ZM58 215H57V216H58ZM109 215H111V214H109ZM122 215H121V216H122ZM130 215H132V214H130ZM134 215H135V214H134ZM134 215H133V216H134ZM138 215H139V213H138ZM173 215H174V214H173ZM173 215H172V216H173ZM12 216H13V215H12ZM14 216H15V215H14ZM16 216H17V214H16ZM18 216H19V215H18ZM37 216H38V215H37ZM62 216H63V215H62ZM84 216H85V215H84ZM114 216H115V215H114ZM151 216H152V215H151ZM168 216H169V215H168ZM168 216H166V217H167V220H168V218H169V219L172 218L171 215H170L169 217H168ZM175 216H176V214L173 216L174 219H176ZM65 217H66V216H65ZM93 217H94V216H93ZM104 217H107V216H104ZM115 217H116V216H115ZM130 217H131V216H130ZM135 217H136V216H135ZM160 217H161V216H160ZM1 218H3V217H1ZM5 218H6V217H5ZM11 218H12V217H11ZM36 218H37V217H36ZM54 218H56V217H54ZM83 218H84V217H83ZM108 218H109V217H108ZM112 218H114V217H112ZM157 218L160 219L159 217H157ZM161 218H162V217H161ZM18 219H20V217H19ZM33 219H35V216L33 217ZM48 219H49V218H48ZM69 219H70V218H69ZM119 219H120V218H119ZM125 219H126V218H125ZM141 219H142V218H141ZM158 219H157V220H158ZM0 220H1V219H0ZM6 220H7V219H6ZM6 220L3 219L4 223H6V222L8 223V222H9V220H7V221H6ZM28 220H29V219H28ZM28 220H26V221H28ZM31 220H32V219H31ZM35 220H36V219H35ZM37 220H38V219H37ZM39 220H40V218H39ZM39 220H38L37 222H39ZM41 220H42V223H41V224H43L45 220H44V221H43V219H41ZM41 220H40V221H41ZM129 220H130V219H129ZM138 220L140 221V219H138ZM145 220H147V219H145ZM148 220H149V219H148ZM209 220H210V219H209ZM5 221H6V222H5ZM19 221H20V220H19ZM19 221H17V223H20ZM26 221H25V222H26ZM48 221H49V220H48ZM48 221H47V222H48ZM89 221H90V220H89ZM105 221H106V220H105ZM107 221H108L109 223L112 222L111 219H110V221H109V220H107ZM141 221H142V220H141ZM150 221H151V220H150ZM154 221H155V220H154ZM159 221H160V220H159ZM161 221H162V220H161ZM163 221H164V220H163ZM165 221H166V220H165ZM14 222H16V220H14ZM47 222H46V224H47ZM50 222H51V224H52V222L57 223V221H56V222H55V221H50ZM125 222H126V221H125ZM142 222H143V224L145 223L144 221H142ZM167 222H169V221H167ZM167 222H165V223H167ZM11 223H12V221H11ZM39 223H40V222H39ZM82 223H83V221H82ZM92 223H93V222H92ZM129 223H130V222H129ZM148 223H149V222H148ZM148 223H146V225H147ZM156 223H157V222H156ZM20 224H21V223H20ZM28 224H29V223H28ZM48 224L50 225V223H48ZM58 224H60V223L58 222ZM72 224H73V223H72ZM93 224H94V223H93ZM116 224H117V223H116ZM121 224H122V223H121ZM141 224H142V223H141ZM149 224H150V223H149ZM163 224H164V222L161 223V225H163ZM185 224H186V223H185ZM249 224H250V223H249ZM3 225H4V224H3ZM3 225H2V227H4ZM16 225H17V224H16ZM18 225H19V224H18ZM53 225H54V224H53ZM88 225H89V224H88ZM126 225H128V224H126ZM144 225H145V224H144ZM166 225H168V224H166ZM166 225H164V226L166 227ZM246 225H247V224H246ZM14 226H15V225H14ZM41 226H42V225H41ZM43 226H44V224H43ZM50 226H51V225H50ZM57 226H58V225H57ZM84 226H85V225H84ZM148 226H149V225H148ZM252 226H253V225H252ZM6 227H7V225H6ZM23 227H24V226H23ZM45 227H46V225H45ZM129 227H130V226H129ZM137 227H139V224L137 225ZM158 227H159V225H158ZM178 227H179V226H178ZM191 227H192V226H191ZM253 227H254V226H253ZM7 228H8V227H7ZM10 228H11V227H10ZM24 228H25V227H24ZM48 228H49V226H48ZM53 228H55V227H53ZM58 228H59V226H58ZM113 228H114V227H113ZM132 228H133V227H132ZM132 228H131V229H132ZM154 228H155V227H154ZM249 228H250V227H249ZM36 229L39 230V228H36ZM45 229H46V228H45ZM102 229H103V228H102ZM131 229H129V230H131ZM134 229H136V227L133 228V230H134ZM142 229H143V228H141L140 230H142ZM166 229H168V228H167V227L164 228V230H166ZM184 229H185V228H184ZM197 229H198V228H197ZM202 229H203V228H202ZM250 229L253 230V228H250ZM40 230H41V229H40ZM47 230H48V229H47ZM54 230H55V229H54ZM85 230H86V229H85ZM138 230H139V228H138ZM145 230H146V229H145ZM147 230H148V229H147ZM161 230H162V228H161ZM199 230H200V228H199ZM17 231H18V230H17ZM17 231H16V232H17ZM110 231H111V230H110ZM114 231H115V228H114L113 232H114ZM154 231H155V230H154ZM154 231L152 230L151 233L153 232L154 236H156L155 233H154ZM156 231H157V230H156ZM166 231H167V230H166ZM166 231H165V232H166ZM240 231H241V230H240ZM248 231H249V230H247V232H248ZM13 232H14V231H13ZM39 232H40V231H39ZM98 232H99V234H100V231H98ZM158 232H159V231H158ZM162 232H163V231H162ZM165 232H163V233H165ZM168 232H169V231H168ZM171 232H172V231H171ZM171 232H170V233H171ZM47 233H48V232H47ZM47 233H44L43 235H45V234H47ZM50 233H51V232H50ZM137 233H138V232H136V234H137ZM146 233H147V232H146ZM170 233H168V234L170 235ZM114 234H115V232H114ZM157 234H158V233H157ZM180 234H181V233H180ZM8 235H9V234H8ZM47 235H48V234H47ZM51 235H52V234H51ZM51 235H50V236H51ZM91 235H92V234H91ZM130 235H131V233H130ZM16 236H17V235H16ZM99 236H100V235H99ZM132 236H133V235H132ZM134 236H135V235H134ZM140 236H141V235H140ZM140 236H139V237H140ZM147 236H148V235H147ZM147 236H146V237H147ZM171 236H172V235H171ZM171 236H170V237H171ZM241 236H242V235H241ZM3 237H4V236H3ZM130 237H131V236H130ZM165 237H166V236H165ZM167 237H168V236H167ZM170 237H169V240H170ZM179 237H180V236H179ZM207 237H209V236H207ZM19 238H20V237H19ZM31 238H32V237H31ZM31 238H28L27 240H29V239H31ZM83 238H84V237H83ZM126 238H127V237H126ZM132 238H133V237H132ZM134 238H135V237H134ZM136 238H138V237H136ZM149 238H150V237H149ZM151 238H152V237H151ZM153 238H155V237H153ZM173 238H174V240H176L175 237H173ZM180 238H181V237H180ZM184 238H185V237H184ZM15 239H16V238H15ZM33 239H34V237H33ZM100 239H101V238H100ZM120 239H121V238H120ZM140 239H141V238H140ZM140 239H139V240H140ZM208 239H209V238H208ZM22 240H23V239H22ZM25 240H26V239H25ZM34 240H38V239H34ZM91 240H94V239H91ZM96 240H97V239H96ZM139 240H138V241H139ZM141 240H143V239H141ZM159 240H160V239H159ZM31 241H32V240H31ZM68 241H69V240H68ZM94 241H95V240H94ZM99 241H100V240H99ZM120 241H121V240H120ZM124 241H125V240H124ZM133 241H136V240H133ZM143 241H144V240H143ZM204 241H205V239H204ZM22 242H23V241H22ZM32 242H33V241H32ZM118 242H119V241H118ZM129 242H130V241H129ZM141 242H142V241H141ZM2 243H4V242H2ZM26 243H28V242H26ZM102 243H103V242H102ZM139 243H140V242H139ZM139 243H138V244H139ZM171 243H174V242H173V239H172V242H171ZM190 243H191V242H190ZM4 244H5V243H4ZM36 244H37V243H36ZM43 244H44V243H43ZM47 244H48V243H47ZM121 244H122V241H121ZM134 244H135V242H134ZM134 244H133V245H134ZM138 244H137V245H138ZM183 244H184V243H183ZM191 244H192V243H191ZM204 244H205V242H204ZM5 245H7V243H6ZM14 245H15V244H14ZM18 245H19V244H18ZM20 245H22V244H20ZM45 245H46V244H45ZM106 245H109V244L106 243ZM131 245H132V242H131ZM133 245H132V246H133ZM140 245H141V244H140ZM192 245H193V244H192ZM196 245H197V244H196ZM8 246H11V245L8 244ZM37 246H38V245H37ZM40 246H42V243L39 244V247H40ZM66 246H68V245H66ZM127 246H129V245H127ZM135 246H136V245H135ZM174 246H175V245H174ZM202 246H203V242H202ZM262 246H263V245H262ZM26 247H27V246H26ZM55 247H56V246H55ZM87 247H88V246H87ZM114 247H115V246H114ZM200 247H201V246H200ZM13 248H14V246H13ZM42 248H43V246H42ZM110 248H112V247H110ZM137 248H139V247H137ZM193 248H195V247L193 246ZM257 248H258V247H257ZM34 249H37V248H34ZM79 249H80V248H79ZM127 249H129V247H127ZM127 249H126V250H127ZM131 249H132V248H131ZM140 249H141V248H140ZM184 249H185V248H184ZM221 249H223V248H221ZM263 249H264V247H263ZM40 250H41V249H40ZM77 250H78V248H77ZM83 250H84V249H83ZM93 250H95V249H93ZM100 250H101V249H100ZM116 250H117V249H116ZM118 250H120V248H119ZM193 250H194V249H193ZM203 250H204V248H203ZM27 251H28V249H27ZM36 251H37V250H36ZM66 251H67V250H66ZM120 251H121V250H120ZM142 251H143V250H142ZM196 251H197V250H196ZM219 251H220V250H219ZM253 251H254V250H253ZM62 252H63V251H62ZM110 252H111V250H110ZM191 252H192V251H191ZM194 252H195V250H194ZM200 252H201V251H200ZM215 252H216V251H215ZM5 253H6V252H5ZM40 253H41V251H40ZM54 253H55V252H54ZM58 253H59V252H58ZM82 253H83V252H82ZM115 253H117V252H115ZM123 253H124V252H123ZM261 253H263V252H261ZM34 254H35V253H34ZM50 254H51V253H50ZM109 254H110V253H109ZM133 254H134V253H133ZM135 254H136V253H135ZM129 255H130V253H129ZM176 255H177V254H176ZM65 256H66V254H65ZM68 256H69V255H68ZM120 256H121V254H119V257H120ZM122 256H123V255H122ZM180 256H181V255H180ZM24 257H25V256H24ZM60 257H61V255H60ZM101 257H102V256H101ZM128 257H129V256H128ZM201 257H202V255H201ZM25 258H26V257H25ZM62 258H63V256H62ZM110 258H111V257H110ZM115 258H116V257H115ZM139 258H140V257H139ZM141 258H142V257H141ZM141 258H140V259H141ZM192 258H193V257H192ZM203 258H204V257H203ZM203 258H201V259H203ZM8 259H9V258H8ZM52 259H53V257H52ZM131 259H132V258H131ZM195 259H196V258H195ZM257 259H258V258H257ZM262 259H264V258H262ZM65 260H67V259H65ZM259 260H260V259H259ZM68 261H69V260H68ZM160 261L163 262V260H160ZM166 261H167V260H166ZM5 262H6V261H5ZM35 262H36V261H34L33 263H35ZM38 262H40V261L38 260ZM38 262H37V264H38ZM33 263H32V264H33ZM55 263H56V262H55ZM157 263H158V262H157ZM165 263L167 264V262H165ZM42 264H43V263H42ZM158 264H159V263H158ZM162 264H164V262H163Z\"/></svg>",
    "mask_w": 264,
    "mask_h": 264
}]
</instances>
